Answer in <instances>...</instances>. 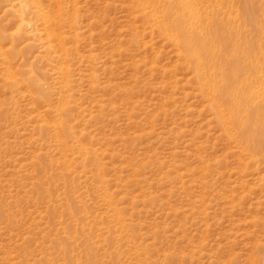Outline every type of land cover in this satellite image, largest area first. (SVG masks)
<instances>
[{"label":"rangeland","instance_id":"obj_1","mask_svg":"<svg viewBox=\"0 0 264 264\" xmlns=\"http://www.w3.org/2000/svg\"><path fill=\"white\" fill-rule=\"evenodd\" d=\"M246 1L264 55V0H0V264H264V74L247 144L146 15Z\"/></svg>","mask_w":264,"mask_h":264},{"label":"bare ground","instance_id":"obj_2","mask_svg":"<svg viewBox=\"0 0 264 264\" xmlns=\"http://www.w3.org/2000/svg\"><path fill=\"white\" fill-rule=\"evenodd\" d=\"M141 3L151 6L154 0H141ZM18 4L20 6V3ZM168 8L159 5L152 6L146 15L156 20V26L162 33L173 35L172 28L177 31V38L185 60L192 63L196 75L205 80L201 84L202 89L210 90L211 88L213 94L223 99V102L217 105L218 114L228 112L230 122L236 126L242 139L244 138L247 144H251L259 133L258 122L261 114L253 110L254 106L251 103L254 97L262 91H259L261 83L257 84V82L260 79L259 74H264V55L260 53L263 26L254 16V4L244 2L243 8H246L249 14L247 18L243 16L242 20L249 21L257 28L258 37L255 39L241 35L238 32V26L230 23L234 22V19L215 17L213 12L202 18L207 24L208 38H199L197 34L201 35L200 30L185 27L187 19H201L196 15L193 6L181 2L173 18L167 12ZM222 28L230 30L227 42L221 40ZM245 63L255 68L252 77L241 74L240 69ZM210 66L221 71V79L207 74L204 67ZM262 93L264 94V87ZM221 118L224 119L223 116Z\"/></svg>","mask_w":264,"mask_h":264}]
</instances>
